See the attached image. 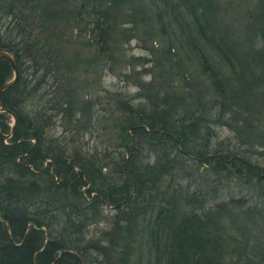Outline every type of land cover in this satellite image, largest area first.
Here are the masks:
<instances>
[{"label": "trees", "instance_id": "obj_1", "mask_svg": "<svg viewBox=\"0 0 264 264\" xmlns=\"http://www.w3.org/2000/svg\"><path fill=\"white\" fill-rule=\"evenodd\" d=\"M80 1L84 73L140 34L164 77L80 96L63 0H0V264H264V0Z\"/></svg>", "mask_w": 264, "mask_h": 264}, {"label": "rangeland", "instance_id": "obj_2", "mask_svg": "<svg viewBox=\"0 0 264 264\" xmlns=\"http://www.w3.org/2000/svg\"><path fill=\"white\" fill-rule=\"evenodd\" d=\"M62 4L65 8L61 11L67 14L63 16L62 19L58 20V25L61 27L60 38L53 39L52 41H55L54 43H56L59 50L70 62L74 64L76 61H80L75 63V69L71 74L72 77H77L79 84L85 85L83 89L79 90L80 96H90L89 93L93 92L94 96L112 97L119 95L123 96V98H129L144 92L140 86L142 84H145V86L150 84L149 82H152L150 86H157L159 84L160 79L164 77L162 72L166 70V66H159L161 61L160 57H162L163 54V47L159 41H145L147 37L142 38L140 34H137L135 37L129 39L128 43L124 44H120V41L117 39L112 43V46H114L116 50L109 56V58L112 59V63H109L107 65L108 67L103 69L100 67L97 70L89 69V72L87 71L84 73L86 62L92 61L93 59V48H88L86 46L89 39V34L87 33L89 26L88 21L92 19L88 16L90 9L85 7L84 3L80 0H63ZM80 10L82 12L81 14L79 12ZM77 11L78 14L74 17ZM151 44L154 46L153 49L156 50L152 55L144 48V46L151 47ZM141 59H146L148 61L144 62L142 65ZM151 66L153 67L151 68ZM143 68L150 69L151 71L142 74L141 70ZM170 83L177 88L181 86L179 80ZM96 89L98 91H96ZM12 122L13 118H10V124H12ZM230 134L232 133L227 128L223 129V136ZM106 139L108 143L112 144H117L119 142L117 136L109 130H107ZM256 148H259L264 155L263 146H256ZM262 158L263 160L261 161L262 164H264V157ZM108 218H110V216ZM108 225V221H104L101 224V226Z\"/></svg>", "mask_w": 264, "mask_h": 264}, {"label": "water", "instance_id": "obj_3", "mask_svg": "<svg viewBox=\"0 0 264 264\" xmlns=\"http://www.w3.org/2000/svg\"><path fill=\"white\" fill-rule=\"evenodd\" d=\"M0 56L6 58V59L9 61L10 65H11V67H12V70H13V75H12V77H11L8 81H6V82L0 87V93H1V92L4 91L6 88L10 87L11 85H13V84L16 82V80H17V78H18V71H17V68H16V66H15V64H14L13 56L11 55L10 52H8V51L5 50V49L0 48ZM14 122H15V120H14V118H13V122H12V124H11V125H12V128H13ZM11 131H12V130H11Z\"/></svg>", "mask_w": 264, "mask_h": 264}]
</instances>
